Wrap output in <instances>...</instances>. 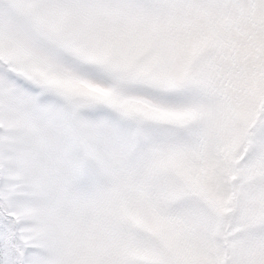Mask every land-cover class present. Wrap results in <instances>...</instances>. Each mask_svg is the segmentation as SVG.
I'll list each match as a JSON object with an SVG mask.
<instances>
[{
	"label": "snow or ice",
	"instance_id": "1",
	"mask_svg": "<svg viewBox=\"0 0 264 264\" xmlns=\"http://www.w3.org/2000/svg\"><path fill=\"white\" fill-rule=\"evenodd\" d=\"M0 264H264V0H0Z\"/></svg>",
	"mask_w": 264,
	"mask_h": 264
}]
</instances>
